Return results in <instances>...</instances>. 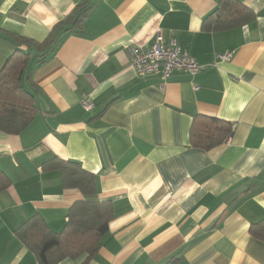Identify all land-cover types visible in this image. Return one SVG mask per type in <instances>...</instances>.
<instances>
[{
    "label": "crops",
    "instance_id": "obj_1",
    "mask_svg": "<svg viewBox=\"0 0 264 264\" xmlns=\"http://www.w3.org/2000/svg\"><path fill=\"white\" fill-rule=\"evenodd\" d=\"M247 25L206 30L220 0H0V70L27 39L44 42L78 6L81 30L60 39L31 79L40 113L20 135L0 131V264H40L15 231L43 218L55 233L84 200L48 161L78 163L97 178L114 216L97 254L59 264H264V0H238ZM176 40L204 70L140 77L129 47ZM230 61L218 57L231 54ZM195 86L199 89L195 90ZM87 95L94 105L81 106ZM197 116L229 122L230 143L192 145Z\"/></svg>",
    "mask_w": 264,
    "mask_h": 264
},
{
    "label": "trees",
    "instance_id": "obj_2",
    "mask_svg": "<svg viewBox=\"0 0 264 264\" xmlns=\"http://www.w3.org/2000/svg\"><path fill=\"white\" fill-rule=\"evenodd\" d=\"M89 9L76 7L58 23L50 36L42 43L18 39L16 43L28 50H17L0 70V131L7 135H20L40 113L37 89L31 79L32 52L38 65L60 43L62 35L81 30ZM255 13L238 0H220L219 7L203 21L206 30H230L249 24ZM233 133L231 123L197 116L194 119L190 139L194 147L211 150L225 143ZM61 172L65 188L77 189L84 200L76 202L69 210L67 222L59 233L53 232L40 216L25 221L16 231L23 245L36 255L40 264H59L66 259L88 255V260L97 254L103 237L109 231L114 216L110 202L97 198L98 183L94 174L71 161L54 158L48 163ZM11 185L10 178L0 169V193ZM252 232L264 240V221L254 225ZM169 262L168 264H173Z\"/></svg>",
    "mask_w": 264,
    "mask_h": 264
},
{
    "label": "built area",
    "instance_id": "obj_3",
    "mask_svg": "<svg viewBox=\"0 0 264 264\" xmlns=\"http://www.w3.org/2000/svg\"><path fill=\"white\" fill-rule=\"evenodd\" d=\"M129 53L132 59V68L138 76L159 73L161 75V88L164 89L165 83L177 72H183L191 77L198 76L204 67L184 51L176 40H170L163 43L162 37L158 35L156 44L151 49H144L139 46L129 47ZM233 57L231 54H223L218 58L221 61H230ZM195 90L199 87L194 85ZM81 106L87 113L91 112L94 105L89 101L87 95L82 96ZM230 143V138L227 140Z\"/></svg>",
    "mask_w": 264,
    "mask_h": 264
}]
</instances>
